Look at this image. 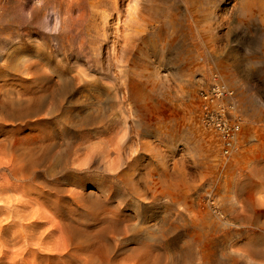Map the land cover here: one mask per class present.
<instances>
[{
	"label": "rangeland",
	"instance_id": "rangeland-1",
	"mask_svg": "<svg viewBox=\"0 0 264 264\" xmlns=\"http://www.w3.org/2000/svg\"><path fill=\"white\" fill-rule=\"evenodd\" d=\"M45 1L40 9L35 0H0V107L5 116L0 119V185L14 199L32 187L29 197L36 201L30 210L42 223L40 232L73 218L92 228L102 225V215H90L89 202L74 198L104 197L123 176L107 175L99 160L87 173L39 171L28 183L19 180L17 161L3 154L8 140L11 148L19 142L44 147L41 136L53 125L46 115L49 98L60 94L46 84L59 81L65 95L82 101L72 104L74 115L103 114L105 119L94 118L92 131H77L53 117L59 128L73 130L74 149L84 143L81 152L88 151L104 131L116 147L124 121L133 126V153L122 168L134 175L129 187L138 193L129 200L118 194L111 199L120 206L121 218H127L112 239L114 247L125 243L114 258L61 257L5 235L0 261L264 264V0ZM51 7L65 20L62 30L60 23L56 30L46 28ZM135 7L139 23L133 19ZM227 70L236 74V85L230 84ZM212 79L234 91L244 120L241 148L232 155H224L220 137L202 121L198 94ZM117 152L112 149L110 158ZM39 159L41 165L48 161L43 153ZM55 183L67 196L66 207L51 189ZM13 203L0 207L8 234L18 227L7 209ZM58 210L68 219L62 221ZM70 232L55 230L49 245L75 251L76 244L67 239Z\"/></svg>",
	"mask_w": 264,
	"mask_h": 264
},
{
	"label": "bare ground",
	"instance_id": "bare-ground-1",
	"mask_svg": "<svg viewBox=\"0 0 264 264\" xmlns=\"http://www.w3.org/2000/svg\"><path fill=\"white\" fill-rule=\"evenodd\" d=\"M36 7L43 9L46 8L48 1L45 0H35ZM140 0H136V3H139ZM253 4L250 3L249 6ZM248 7V5L246 6ZM137 7L134 8L132 15L134 16V21H138L139 13H137ZM52 16H55L56 19L53 23ZM137 16V17H135ZM46 28L50 31L56 30L58 28V23L61 24V30L64 28L63 23L65 20H60L58 11L55 7H51L48 9V14L46 15ZM140 21V20H139ZM138 21V23H139ZM102 33V29L100 30ZM36 74V71H34ZM224 74L229 76L230 84L232 86L237 83V76L231 70L224 71ZM39 77H34L36 80ZM47 78V77H46ZM222 82L221 80H219ZM49 90L52 92H56L58 89V96H51L49 98L50 109L46 111V115H50L52 126L50 130L41 136L40 141L44 146L42 149H38L35 144H25L23 142H19L15 145L14 148L11 146L14 144L11 140L6 141L4 144V152L3 154L10 157L12 161H17V170L19 176V180L23 182H32L35 181L38 177L39 171L41 172H59L60 169L69 168L73 173H87L89 170H92L95 164L100 160L105 164V172H109L107 175L109 176H123L121 184L111 183V189L107 190L104 197L96 196L95 198H90V195L87 197L74 198V200L79 203L89 202L91 205L90 215L93 217L94 215H102V218L99 220L101 226L96 228H92L91 225L82 224L85 223L84 220L80 219V222L73 218L68 223H64L60 226H54V230L45 232H40L39 226L42 225L36 218L35 214L30 207H33L35 203V198L29 197L32 193V187L30 186L29 191H24L20 193L18 199H14L11 194L9 188L2 187L0 185V207L3 205H8L7 209L9 214L12 217L14 222V226H18L13 229L12 234H8L4 232V226L2 225V221H0V240L5 236L9 235L12 239H22L26 241L28 244L30 242L34 243V246L37 247L41 252H48L49 254H58L61 257L67 256H83L86 255L89 258L101 257L105 256L107 258H114L117 256L119 250L124 248L125 243L120 240V243L113 246L112 239L115 238V234L120 233V224L123 221H126L127 218H121L120 214V206L112 205V197L117 194L120 196H127L125 200H129L130 198H134L138 193L137 190L130 191V184H133V174L129 172L124 173V168L122 166L125 165L126 160L129 159L131 153V147L129 145V136L131 135V131L133 126L127 125V119L124 121V126L120 129V137L119 140L116 141L117 146L114 145L113 139L106 138V132H103V136L101 141H96L92 146H87L90 149L84 153L81 152V146L84 143L80 144L79 148H75L76 143L78 142V138H74L73 130L70 127L64 126L63 129L59 128L55 125V118L59 117L64 124L69 126L77 127V131H92L95 129L90 126V123L94 122V118H99L101 120H105L103 114L94 115L83 113L79 116L73 114V108L75 107L72 104H80V98H71L70 95H65L64 93L67 91L65 88H59V81L54 84L51 82H47ZM223 83V82H222ZM227 88H229L225 83H223ZM232 90L231 88H229ZM234 92V91H233ZM235 95V94H234ZM233 95V99H234ZM73 99V100H72ZM31 100V99H30ZM127 102V101H125ZM100 108H98V112L102 113L103 111V103L99 102ZM200 105V100H199ZM1 106V105H0ZM201 108V106H200ZM240 113L239 109L237 108ZM127 111L131 115L130 108L127 107ZM201 112V111H200ZM241 114V113H240ZM55 117V118H53ZM75 117V118H73ZM243 118V117H242ZM0 119H5L3 111L0 107ZM244 121V120H243ZM97 122V120H96ZM145 123V122H143ZM26 124V123H25ZM104 124V122H102ZM207 128V127H206ZM62 139V141H61ZM107 139V140H106ZM106 141V144L102 143ZM93 142V140L91 141ZM110 142V143H109ZM40 144V145H41ZM39 145V146H40ZM38 146V147H39ZM114 149V152L119 149L116 156L113 157L115 159L110 158V151ZM41 153L44 154V158H47L48 161H45L44 165H41L44 160H40L39 157ZM162 159V158H161ZM53 160V161H52ZM158 160V158H157ZM104 174V173H103ZM105 175V174H104ZM114 181V180H113ZM129 187V188H128ZM58 197V203L64 205L63 200L67 197L63 194V189L58 183H55L54 187L51 188ZM91 193V192H90ZM26 195V196H24ZM28 198L26 199V197ZM130 196V197H129ZM110 204V205H109ZM151 204V201H150ZM176 208L175 205H173ZM1 211V209H0ZM67 214V213H65ZM63 212L58 210V216L62 221L68 219L67 216ZM141 220V219H140ZM138 219V222L140 221ZM94 223V222H93ZM91 223V224H93ZM71 229L70 234L68 235V242L75 243L77 249L75 251L64 250L62 252V248L60 245L56 247H51L49 243L51 239L54 237L55 230L64 233L66 229ZM146 229V228H143ZM111 235V236H110ZM49 241L46 242V240ZM156 244L152 243L149 246H155ZM149 246H145L146 249H150ZM157 257H160L162 253L160 251L153 250ZM149 254V253H148ZM0 264H19L16 261H12L10 263H2Z\"/></svg>",
	"mask_w": 264,
	"mask_h": 264
},
{
	"label": "built area",
	"instance_id": "built-area-1",
	"mask_svg": "<svg viewBox=\"0 0 264 264\" xmlns=\"http://www.w3.org/2000/svg\"><path fill=\"white\" fill-rule=\"evenodd\" d=\"M233 95V90L217 79H212L198 94L202 121L220 137L224 155L237 153L241 148L243 118Z\"/></svg>",
	"mask_w": 264,
	"mask_h": 264
}]
</instances>
